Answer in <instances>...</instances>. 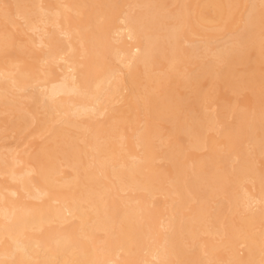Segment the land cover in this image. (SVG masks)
Returning a JSON list of instances; mask_svg holds the SVG:
<instances>
[{
	"label": "bare ground",
	"instance_id": "obj_1",
	"mask_svg": "<svg viewBox=\"0 0 264 264\" xmlns=\"http://www.w3.org/2000/svg\"><path fill=\"white\" fill-rule=\"evenodd\" d=\"M0 264H264V0H0Z\"/></svg>",
	"mask_w": 264,
	"mask_h": 264
}]
</instances>
